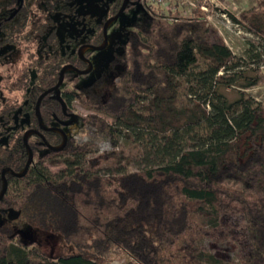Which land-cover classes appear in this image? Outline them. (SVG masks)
Wrapping results in <instances>:
<instances>
[{
  "label": "trees",
  "instance_id": "16d2710c",
  "mask_svg": "<svg viewBox=\"0 0 264 264\" xmlns=\"http://www.w3.org/2000/svg\"><path fill=\"white\" fill-rule=\"evenodd\" d=\"M139 1L131 0L125 12ZM254 1L234 20L264 39V0ZM40 2L0 0V65L8 67L0 73V193L2 170L12 171L5 175L8 188L0 209L19 211L26 223L60 234L65 248L49 257L36 244L23 243L16 225L4 222L0 264H112L119 258L130 264H264V103L247 95L264 85V66L252 68L237 59L199 9L170 22L146 5V16L124 42H115L121 51L109 63L117 74L111 84L100 76L84 85L82 75L67 70L59 89L40 103L42 123L68 134L66 122L77 123L89 140L69 135L62 150L52 151L41 136L31 134L33 161L23 177L16 175L29 157L24 133L40 129L39 96L58 84L65 65L88 68L76 52L60 50L56 28ZM122 3H109L110 16ZM93 26L84 40L99 46L103 25ZM91 53L84 57L90 59ZM186 82L191 104L180 97ZM75 101L91 113H76ZM24 104L29 122L23 125L16 123V112ZM40 132L51 146L62 144L60 132ZM134 132L153 143L162 140L156 163L117 175L96 170L115 157L114 152L99 154V142L115 149ZM88 156L86 166L76 165L74 159ZM63 163L58 175L46 166ZM225 214L246 221L249 250L239 263L204 247Z\"/></svg>",
  "mask_w": 264,
  "mask_h": 264
},
{
  "label": "rangeland",
  "instance_id": "374dc122",
  "mask_svg": "<svg viewBox=\"0 0 264 264\" xmlns=\"http://www.w3.org/2000/svg\"><path fill=\"white\" fill-rule=\"evenodd\" d=\"M50 1L41 0L39 9L47 20L52 19L56 28L57 39L61 43V51L70 49L69 51L77 53L85 43L86 34L93 32V24H102L104 27L105 22L110 18L109 3L112 0H70L69 2L67 0H53L54 3ZM254 4V0H226L218 6L209 4L208 12L202 13V18L218 31L235 57L244 60L252 68L258 65L264 66V39L245 30L234 18L237 19L241 12L251 9ZM146 14V5L139 1L108 26V42L103 44L105 46L103 49L92 50L90 62L93 68L90 73L82 75V84H91L100 76L104 77L108 84L114 81L117 74L110 71L109 63L115 52L121 51V46L117 47L115 42H124L127 34L132 31L135 22L144 18ZM254 54H260V58L251 59L250 55ZM7 69L6 64L0 65L1 74H4ZM189 86V83L186 82V89L180 92V97L184 102L191 104L193 99L189 96ZM228 95L230 98L235 97L233 92H229ZM247 95L264 103V85L248 90ZM72 106L78 114L88 115L91 113L77 101L73 102ZM24 108H26V104L16 112V123L23 125L29 122V117L23 112ZM99 115L109 123L115 124L113 118L101 113ZM88 135V133L79 134V141L89 140ZM7 138L6 136L1 141L5 142ZM157 141V143H153L146 135L134 132L132 139L123 138L115 149L109 142H99V154L114 152L115 157L103 160L96 170L101 174L117 175L122 172L144 169L148 165L156 163V147L162 140L158 137ZM185 141L188 143L190 139ZM91 157L74 160H76L77 166L84 167ZM46 166L54 175H58L61 170L66 168L64 163L58 166ZM4 222L16 225L23 243L27 245L36 244L49 257H55L64 251L65 245L60 234L43 231L26 223L19 211L0 209V223ZM245 231L246 221L243 217L225 214L222 216L220 225L208 234L204 247L207 251L215 253L226 261L239 263L249 250ZM68 252H74L73 247H69ZM112 264L130 263L126 258H119L114 260Z\"/></svg>",
  "mask_w": 264,
  "mask_h": 264
},
{
  "label": "water",
  "instance_id": "95a60500",
  "mask_svg": "<svg viewBox=\"0 0 264 264\" xmlns=\"http://www.w3.org/2000/svg\"><path fill=\"white\" fill-rule=\"evenodd\" d=\"M131 0H123V3H122V6L120 8V10L118 11V13L115 15V16H112L110 17L104 24V27H103V32H104V41H105V44H107L108 42V35H107V28L108 26L113 22L115 21L116 19H118L126 10V8L128 7L129 3H130ZM105 46H94V45H83L79 48V51H78V55L81 57V58H85L84 57V48H87V49H91V50H100V49H103ZM86 62L88 63L89 67L88 69L86 70H79L77 68H75L73 65L71 64H68V65H65L62 70H61V73H60V80L58 82V84L50 89H48L47 91H45L44 93H42L37 102H36V106H35V110H36V114L38 116V121H39V130L38 129H29L27 130L25 133H24V144L27 146V149H28V152H29V157H28V160L26 162V166H25V169L19 173V174H16L18 177H23L29 170L30 168V165L33 161V151L32 149L30 148V146L28 145V142H27V139H28V136L31 135V134H37L38 136H41V138L43 139L44 143L47 145V147L49 149H51L52 151H59V150H62L66 145H67V142H68V135L66 134V132L61 129V128H57V127H52V128H47L43 125L42 123V118H41V114H40V103L42 101V99L48 95L49 93H52L54 91H56L57 89H59V87L62 85L63 83V80H64V76H65V72L67 70H73L75 71L77 74L79 75H86L88 73L91 72L92 70V64L90 62L89 59H85ZM40 130H53V131H58L62 134L63 136V141H62V144L61 146H58V147H53L51 146L45 139L44 137L41 135V132ZM7 172H12L10 169H3L2 170V177H3V189L0 193V201L3 199V197L5 196L6 192H7V188H8V181L6 179V173Z\"/></svg>",
  "mask_w": 264,
  "mask_h": 264
},
{
  "label": "built area",
  "instance_id": "2783aa9c",
  "mask_svg": "<svg viewBox=\"0 0 264 264\" xmlns=\"http://www.w3.org/2000/svg\"><path fill=\"white\" fill-rule=\"evenodd\" d=\"M145 5L153 7L160 16L170 22L188 18L197 9L202 13L208 12L209 4L218 6L225 1L221 0H142ZM226 15V14H224ZM78 129H72L76 139L79 140Z\"/></svg>",
  "mask_w": 264,
  "mask_h": 264
},
{
  "label": "flooded vegetation",
  "instance_id": "af4514ba",
  "mask_svg": "<svg viewBox=\"0 0 264 264\" xmlns=\"http://www.w3.org/2000/svg\"><path fill=\"white\" fill-rule=\"evenodd\" d=\"M140 1H142V0H140ZM143 2V1H142ZM113 16H115V15H113ZM110 17H112V16H110ZM114 22V21H113ZM103 39H104V32H103ZM105 43V41L103 40V43L101 44V45H99V46H102L103 44ZM83 45H92V44H89V43H84ZM82 45V46H83ZM94 46H96V45H94ZM84 50V53L87 51V50H91V49H87V48H84L83 49ZM77 54H78V52H77ZM84 55V54H83ZM79 56V55H78ZM80 57V56H79ZM81 58V57H80ZM81 59H83V58H81ZM85 59H88V58H84L83 60L86 62V60ZM90 60V59H89ZM86 64L88 65V63L86 62ZM88 67H89V65H88ZM86 69H88V68H86ZM86 69H84V70H86ZM67 124H68V130H69V134L68 133H66L67 135H68V139H69V135L70 136H72L74 139H76L75 138V136H74V134H73V132H72V129H74V128H76V129H78L77 131H78V135L80 134L79 133V125L77 124V123H69L68 121L66 122ZM57 128H59V127H57ZM31 129H35V128H31ZM29 130V129H28ZM76 140H78V139H76ZM79 141V140H78ZM61 146V145H60Z\"/></svg>",
  "mask_w": 264,
  "mask_h": 264
}]
</instances>
